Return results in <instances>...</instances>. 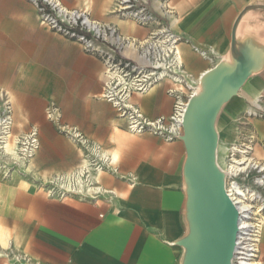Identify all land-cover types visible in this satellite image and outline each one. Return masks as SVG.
Returning a JSON list of instances; mask_svg holds the SVG:
<instances>
[{"label": "crops", "instance_id": "1", "mask_svg": "<svg viewBox=\"0 0 264 264\" xmlns=\"http://www.w3.org/2000/svg\"><path fill=\"white\" fill-rule=\"evenodd\" d=\"M60 1L86 9L127 37L144 39L152 30L118 15L117 0ZM171 5L175 14L166 23L183 39L179 50L185 71L196 80L195 92L206 71L233 62L235 53L262 63L218 117V154L225 159L241 130L251 128L264 138V119L246 116L264 104V0H172ZM104 72L100 58L42 24L30 0H0V88L13 106L12 136L36 128L40 142L26 164L32 182L0 184V221L30 255L29 264H182L185 248L178 241L188 232L184 141L128 131L126 120L103 97ZM173 87L163 81L136 102L150 118L169 116ZM51 105L62 113L60 125L111 155L116 172L97 177L109 193L60 199L38 190L83 162L76 141L48 118ZM256 151L264 160L262 147ZM0 264L19 263L0 259Z\"/></svg>", "mask_w": 264, "mask_h": 264}, {"label": "built area", "instance_id": "2", "mask_svg": "<svg viewBox=\"0 0 264 264\" xmlns=\"http://www.w3.org/2000/svg\"><path fill=\"white\" fill-rule=\"evenodd\" d=\"M30 1L35 5L42 24L81 44L86 52L103 61V97L115 107L119 117L126 120L128 131L136 134L152 133L167 141L180 139L184 133L185 112L195 92L196 81L184 69L179 50L182 37L166 23L175 14L172 0H117L118 15L132 19L141 26L152 27L144 39L124 36L115 25L93 19L86 9L66 7L60 0ZM163 81H170L174 85L169 90L174 97L172 113L150 118L141 110L136 98L142 97ZM258 107L259 111H252L246 116L264 119V104ZM47 116L59 124L62 113L58 106L51 105ZM13 126L12 103L7 93L0 88V155H6L9 151ZM59 130L76 141L83 151V162L74 171L53 177L49 196L96 199L109 193L101 187L97 177L105 171L116 172L111 155L76 129H67L59 124ZM16 144L17 159L21 165H26L40 147L38 130L32 128L19 137ZM259 146L264 150V138L258 139L251 128L241 130L238 140L231 145L225 169L230 178L229 185L226 184L230 196L236 195L234 183L246 193L252 192L250 187L238 182L240 175L247 180L256 173L254 182L264 189V160L257 156L256 151ZM259 196L264 205L263 193ZM240 215V232L233 264H257L264 220L255 222L251 220V214L240 212ZM18 259L22 260L19 264H29L28 256Z\"/></svg>", "mask_w": 264, "mask_h": 264}, {"label": "water", "instance_id": "3", "mask_svg": "<svg viewBox=\"0 0 264 264\" xmlns=\"http://www.w3.org/2000/svg\"><path fill=\"white\" fill-rule=\"evenodd\" d=\"M261 66L248 53H235L233 62L223 61L201 76L200 88L189 100L180 137L186 147L188 223L187 234L178 241L185 248L182 264H233L241 215L226 189L227 171L218 163L217 120Z\"/></svg>", "mask_w": 264, "mask_h": 264}, {"label": "rangeland", "instance_id": "4", "mask_svg": "<svg viewBox=\"0 0 264 264\" xmlns=\"http://www.w3.org/2000/svg\"><path fill=\"white\" fill-rule=\"evenodd\" d=\"M23 136V135H21ZM13 134L11 144L13 146L12 151H8L6 155H0V184L11 180L10 183H15L16 181H20L21 183L28 184L32 182V179H29L27 173L26 165H21L17 159V151L18 147L16 141L19 137ZM17 138V139H16ZM14 143V145H13ZM220 149V147H219ZM226 158L223 159L222 155L219 157V164L224 167ZM256 173L252 174L249 179L245 180L243 176H239L237 178L238 182L246 187H250L253 192H256V195L263 193L264 189H262L257 183L254 182ZM226 181L229 185L230 178L226 177ZM52 187L50 181L42 182L39 184L38 190L41 194L45 196H49V188ZM53 188V187H52ZM248 194V193H247ZM251 194V192H250ZM249 194V195H250ZM248 195L247 203L252 206V213L251 217L253 221H263L264 220V209H263V202L257 198L253 199L252 196ZM254 196V195H253ZM262 232V237L264 238V228ZM6 235H4V232ZM261 237V238H262ZM20 256H28L30 255L25 251L21 250L19 246H17L15 242V237L12 233H10L9 225L0 221V259H4L7 263H18L22 261L18 259ZM264 264V241L260 242L259 245V258L257 264Z\"/></svg>", "mask_w": 264, "mask_h": 264}, {"label": "bare ground", "instance_id": "5", "mask_svg": "<svg viewBox=\"0 0 264 264\" xmlns=\"http://www.w3.org/2000/svg\"><path fill=\"white\" fill-rule=\"evenodd\" d=\"M13 145H14V143H13ZM8 150L9 151H12L13 150V146H12L11 142L8 144ZM218 153H219V145H218ZM218 163H219V154H218ZM226 167H227V161L225 162V166L223 168L226 169ZM226 184H227V181H226ZM234 185H235L234 188H235V191H236V195H235V197H234V195H232V196L229 195L230 198L232 199V201L234 202V204L236 205V207L238 208V210L240 212H242L244 215H250L251 212H252V206L249 203H247V200L249 198L248 197L249 194H247L243 190V188L241 186L237 185L236 183H234ZM249 196H252L253 199H255V198H257L259 200L261 199L260 196L259 195H256V192H253V191L251 192V194ZM263 228H264V224H263Z\"/></svg>", "mask_w": 264, "mask_h": 264}]
</instances>
